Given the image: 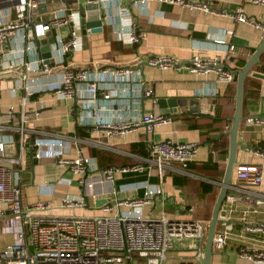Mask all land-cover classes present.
Instances as JSON below:
<instances>
[{
    "label": "built area",
    "instance_id": "built-area-1",
    "mask_svg": "<svg viewBox=\"0 0 264 264\" xmlns=\"http://www.w3.org/2000/svg\"><path fill=\"white\" fill-rule=\"evenodd\" d=\"M126 1L140 5L156 1L229 17L260 31L264 39V20L249 18L239 8L228 13L199 0H96L102 33L108 28L112 41L122 45L138 47L146 37ZM248 1L264 6V0ZM81 19L78 9L70 7L67 0H0V97L1 92H8L17 102L0 106V205L7 214L4 230L14 237L0 249V264H168L174 242L186 240L191 241V260L177 264H203L208 221L193 218L191 212L179 219L163 214L152 218L146 212L155 199L162 201L161 184L167 175L195 177L187 165L195 160L199 146L153 138L157 128L171 124L172 114L145 111L146 101L156 106L158 99L143 68L213 74L217 81L231 83L236 72L228 61L236 52L227 38L233 32L226 29L219 38L209 36L212 43L225 47L216 58L194 54L181 61L159 54L144 61L138 56L134 65L77 63L73 56L81 51ZM63 28L66 33H61ZM85 34L93 35L89 29ZM44 46L47 58L42 57ZM2 81L5 86L1 87ZM41 96L69 102L67 114L73 115L75 126L85 129L86 135L34 126L32 121L39 120L46 108ZM245 125L264 128V115L247 118ZM139 130L145 134V155L109 143ZM29 141L34 161H53L77 177L80 194L62 196L58 208L97 210L100 215H53L49 201H23ZM91 148L128 157L131 162L100 169L97 159L86 152ZM246 151L262 163L234 165L212 252H231L250 264H264V152L249 147ZM117 173L154 174L159 182L153 188L145 184L141 197L119 199ZM101 200L106 203L97 208L95 203Z\"/></svg>",
    "mask_w": 264,
    "mask_h": 264
},
{
    "label": "crops",
    "instance_id": "crops-1",
    "mask_svg": "<svg viewBox=\"0 0 264 264\" xmlns=\"http://www.w3.org/2000/svg\"><path fill=\"white\" fill-rule=\"evenodd\" d=\"M199 1L209 4L218 11L228 13H234L239 8L249 18L264 20V6L252 5L248 0ZM125 4L130 6L138 28L146 32L145 40L141 45L133 47L114 42L110 37L109 29L105 28L102 34L90 36V49L83 53H74L75 62L97 61L110 65H134L138 56L144 61L147 57L159 54L173 56L181 61L191 59L194 54L216 58L224 53L225 47L215 45L208 38L209 36L219 38L223 30L228 29L232 30L233 35L227 38V44L233 45L236 52L235 55L229 57L228 62L232 70L237 72L241 68L238 66L239 63H246L262 42L260 31L245 24H238L229 17L186 11L178 6L156 1H149L144 5L126 1ZM252 71L261 73L264 67L260 71V66L256 64ZM143 75L151 83L158 100L173 99L176 103H180L176 106V113L171 116V124L157 128L153 138L180 143L194 142L199 146L196 158L192 162L193 167L189 169L195 177H188V181L180 187L173 183V178L178 176L167 175L161 184L162 201L155 199L154 204L146 212L152 218H158L163 214L179 219L186 217L190 212L194 216L203 217L208 212L212 198L218 194L226 164L225 142H227L228 149L227 132L234 112L235 84L219 82L213 74L199 76L184 71H161L150 67L143 68ZM247 80L243 88V120L238 131V143L241 146L237 150L235 164H260L262 160L246 151V148L255 149L258 146H264V128L246 127L245 120L264 115V80L253 77H247ZM41 98L46 101V108L41 112L39 120L32 121L34 126L57 129L71 135L77 133L79 137L86 135L85 129L75 126L73 115L67 114V109L70 107L69 102H57L50 96H41ZM16 103L8 92L3 93L2 98L0 97L2 108ZM144 109L146 112L160 113L157 104L155 106L150 101L144 103ZM214 137L218 138L220 143L216 144L215 149L210 150L209 141L211 143ZM144 140L145 134L139 130L121 139L109 140V143L115 144L122 151L145 155ZM86 152L89 155L93 152L98 153L96 158L100 169L131 162L128 157L105 150L91 148ZM209 159L216 164V168L203 170L201 166ZM29 167L30 163L27 158L22 186V198L26 204L49 201L53 206L50 213L60 216L101 214L97 210L72 211L58 208V201L62 196L80 194L81 188L76 182L77 177L50 160L35 161L33 177L28 172ZM60 179L65 180L58 184ZM66 180H70L71 184L67 185ZM158 182L154 174L150 177L145 173H117L115 175L119 199L141 197L145 184L153 188ZM200 183L210 185L211 192L204 196L201 195ZM261 191L264 192V168ZM6 222L5 208L0 205V249L14 239L13 234L6 233L4 230L7 226ZM189 243L191 241L188 240L174 242V249L169 253L167 263L177 264L190 261L192 255L188 248ZM212 264L250 263L238 259L231 252H225L213 255Z\"/></svg>",
    "mask_w": 264,
    "mask_h": 264
},
{
    "label": "water",
    "instance_id": "water-1",
    "mask_svg": "<svg viewBox=\"0 0 264 264\" xmlns=\"http://www.w3.org/2000/svg\"><path fill=\"white\" fill-rule=\"evenodd\" d=\"M95 1L96 0H86L84 4L85 18L81 19V24L83 25V31H82L83 34H85L87 29H89L91 34H101L102 33V28H101L102 22L100 19L101 17L99 15V9H98L99 7L95 4ZM41 9L42 11H44V6H41ZM42 19H44V17ZM41 43L44 44L45 42L43 41ZM47 50L48 48L46 46L41 48L42 57L44 58L48 57ZM263 52H264V39L262 40L260 45L254 50V52L249 57V59L246 61L244 66L241 67L239 70H237L236 75H235L234 112L231 117L230 128L227 132L228 153H227L223 176L219 184V191L216 196V199H215V202L212 208L209 224H208L207 236H206V241H205V245L203 249V264H212V258H213L212 240H213V236L215 234L217 223H218V215L220 212L222 202L226 197L228 186L232 179V172H233V167L235 165L237 150L241 146L238 143V131H239L240 123L243 120L242 103H243L244 82L247 77H253V78L260 79V80H264L263 74L252 71L253 67L256 64H259V57L261 56ZM179 104L176 103V101L173 99L157 100V106H158V109L160 110V113L165 114V115L176 113V110H177L176 106H178ZM183 105L184 104H182V106ZM31 144L32 142L29 141L28 160L30 163V167H29L28 172L33 177L35 161L33 159V147ZM104 203H106L105 200L97 201L95 203V206L98 208L102 206Z\"/></svg>",
    "mask_w": 264,
    "mask_h": 264
},
{
    "label": "trees",
    "instance_id": "trees-1",
    "mask_svg": "<svg viewBox=\"0 0 264 264\" xmlns=\"http://www.w3.org/2000/svg\"><path fill=\"white\" fill-rule=\"evenodd\" d=\"M264 52L261 54V56L259 57V66H260V71H261V69H263V67H264ZM244 62H240L239 63V67H243L244 66ZM256 68V67H255ZM259 72V71H258ZM247 82H248V80H247V78L245 79V82H244V85H246L247 84ZM233 84H235V78H234V80H233V82H232ZM222 139V138H221ZM219 142V139L218 138H216V137H214V139L212 140V142L210 143V141H209V144H210V150H213V149H215V146H216V144ZM220 143V142H219ZM225 144H226V146H225V151H224V156L226 157L227 156V153H228V149H227V142H225ZM133 146H135V145H133ZM255 149H258V150H261V151H263L264 152V146H258V147H256ZM91 154V153H90ZM98 153L97 152H93L92 153V155H90V156H92V157H94L95 156V158L97 157L96 155H97ZM97 159V158H96ZM187 167H188V169H191V167H193L192 166V163H189L188 165H187ZM201 168L203 169V170H211V169H215L216 168V164L215 163H213L212 162V160L211 159H209V161L208 162H206V163H204L202 166H201ZM188 181V178H185V177H183V178H180V177H174L173 178V183L175 184V185H177V186H182L185 182H187ZM199 189L201 190V195H205V194H208V193H210L211 192V186L210 185H208V184H205V183H200L199 184ZM200 195V196H201ZM216 197V195L212 198V200H211V203L213 204L214 202H215V198ZM192 217L193 218H201V219H204V220H206V221H208L209 222V217H210V215H208V213H206V215H204L203 217H201V216H194V214L192 215Z\"/></svg>",
    "mask_w": 264,
    "mask_h": 264
},
{
    "label": "rangeland",
    "instance_id": "rangeland-1",
    "mask_svg": "<svg viewBox=\"0 0 264 264\" xmlns=\"http://www.w3.org/2000/svg\"><path fill=\"white\" fill-rule=\"evenodd\" d=\"M86 0H67V4L70 6V7H73L74 9H78L79 11V14H80V17L83 18L84 17V14H85V10H84V4H85ZM67 29L63 28L61 30V33H66ZM91 35H87V34H84L83 37H82V46H81V51L80 52H85L86 50L90 49V44H91ZM80 52H77V53H80ZM76 53V54H77ZM80 55V54H79ZM3 81H2V84H1V87L2 86H5L3 85ZM2 95H3V92H1V98H2ZM214 204V203H213ZM213 204H209L208 206V215L211 216V212H212V208H213ZM209 220H210V217H209Z\"/></svg>",
    "mask_w": 264,
    "mask_h": 264
}]
</instances>
